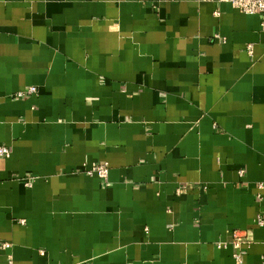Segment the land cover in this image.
<instances>
[{
  "label": "crops",
  "instance_id": "1",
  "mask_svg": "<svg viewBox=\"0 0 264 264\" xmlns=\"http://www.w3.org/2000/svg\"><path fill=\"white\" fill-rule=\"evenodd\" d=\"M0 144V264H264V15L0 0Z\"/></svg>",
  "mask_w": 264,
  "mask_h": 264
},
{
  "label": "built area",
  "instance_id": "2",
  "mask_svg": "<svg viewBox=\"0 0 264 264\" xmlns=\"http://www.w3.org/2000/svg\"><path fill=\"white\" fill-rule=\"evenodd\" d=\"M220 1H227L229 3H231L234 7L240 9L243 12L246 13H261L262 15H264V0H220ZM38 92V88L34 85L27 87L26 89L23 90H19L15 93V95L17 97H25V96H29V95H34ZM0 156L1 157H10L11 156V149L4 144H0ZM84 172L87 173L88 175L92 176V175H96L100 178L105 179L108 176L109 173V165L108 163H95L93 165L90 166H86L84 167ZM242 172V171H241ZM27 185H32V182L30 180L26 181ZM23 221V220H22ZM257 223L259 225H263L264 224V219L262 217H258L257 218ZM249 242V236H248V231L246 232H234L233 233V239L229 242H224L219 244L218 246L221 247H228L229 245H232L234 248V252H233V257L238 260L241 261V248L242 245L245 243ZM10 246V243L5 242L3 243V247L4 248H8ZM264 259V257H263ZM10 264H12V259L10 257Z\"/></svg>",
  "mask_w": 264,
  "mask_h": 264
}]
</instances>
